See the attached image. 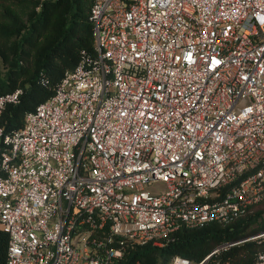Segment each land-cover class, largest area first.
Listing matches in <instances>:
<instances>
[{"label":"built area","instance_id":"1","mask_svg":"<svg viewBox=\"0 0 264 264\" xmlns=\"http://www.w3.org/2000/svg\"><path fill=\"white\" fill-rule=\"evenodd\" d=\"M89 20L94 51L0 127L7 264H116L264 200V0H94Z\"/></svg>","mask_w":264,"mask_h":264},{"label":"trees","instance_id":"2","mask_svg":"<svg viewBox=\"0 0 264 264\" xmlns=\"http://www.w3.org/2000/svg\"><path fill=\"white\" fill-rule=\"evenodd\" d=\"M93 1L0 0V57L6 67L4 75L0 71V95L23 91L20 102L7 104L0 116L6 132L22 127L26 114L54 94L83 50L94 51ZM263 215L264 200L230 223L182 228L163 246L128 247L116 264H171L176 255L193 264L208 256L207 264H251L264 251V241L249 239L264 231ZM8 243V234L0 229V264H7Z\"/></svg>","mask_w":264,"mask_h":264},{"label":"rangeland","instance_id":"3","mask_svg":"<svg viewBox=\"0 0 264 264\" xmlns=\"http://www.w3.org/2000/svg\"><path fill=\"white\" fill-rule=\"evenodd\" d=\"M0 71L2 72V75H4V73L6 72V67H5L1 57H0ZM162 186H163V183H158V184L154 185V188H161ZM262 207H263V205H262Z\"/></svg>","mask_w":264,"mask_h":264},{"label":"water","instance_id":"4","mask_svg":"<svg viewBox=\"0 0 264 264\" xmlns=\"http://www.w3.org/2000/svg\"><path fill=\"white\" fill-rule=\"evenodd\" d=\"M209 258H207L206 260L202 261V264H207V261H208Z\"/></svg>","mask_w":264,"mask_h":264}]
</instances>
